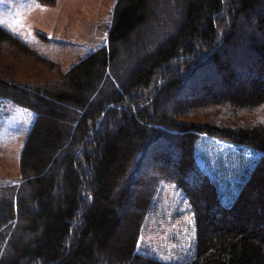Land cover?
<instances>
[{"label":"trees","instance_id":"1","mask_svg":"<svg viewBox=\"0 0 264 264\" xmlns=\"http://www.w3.org/2000/svg\"><path fill=\"white\" fill-rule=\"evenodd\" d=\"M262 5L118 0L108 45L66 72L0 26V98L35 114L21 153V182L0 186V264H264V49L254 38L262 60L251 91L175 113L171 107L188 88L214 97L201 83L212 65L231 88L238 75L218 51L243 40L239 21ZM257 21L264 32V16ZM24 63L29 72L20 76L17 66ZM41 66L54 74L43 75ZM203 135L260 153L229 204L198 162ZM165 146L182 152L177 172L158 169L161 176L142 181L147 190L135 196L130 181L140 180L148 158L167 163L154 151ZM164 183L183 193L193 216L196 247L188 261L138 252ZM127 205L134 213L125 217Z\"/></svg>","mask_w":264,"mask_h":264},{"label":"rangeland","instance_id":"2","mask_svg":"<svg viewBox=\"0 0 264 264\" xmlns=\"http://www.w3.org/2000/svg\"><path fill=\"white\" fill-rule=\"evenodd\" d=\"M117 1L56 0L53 4H44L38 0H0V21H3L0 26L57 63L60 71L66 72L93 51L108 45ZM261 16H264V0L263 5L256 8L248 19L239 21V35H244L243 40L239 39L232 48L219 47L218 53L222 59L230 60L238 75L231 88L220 82L222 72L217 74L212 65L210 77L207 76V80L201 83L212 87L214 97H205L201 90L196 94L188 88L174 95L172 112H177L179 107L196 102L202 104L213 98L220 102L227 101L228 96L241 88L252 90L253 83L261 77V54L252 49L255 39L256 45L264 49V32L259 30L257 21ZM134 52L131 49L129 53L132 56ZM27 66L28 63L17 66L20 76L22 73V76L28 74ZM41 68L37 71H42L43 75L49 72L54 74L47 66ZM201 83L198 82L197 90ZM34 121V113L0 98V186L21 182V153ZM170 143L174 141L170 140L167 145ZM154 151L166 156L167 163L161 159L146 160V165L148 163L150 167L142 170L143 174L135 186L130 181V191L135 196L147 190L146 183L141 184L142 181L150 182L152 177L161 176L158 169L164 168L168 173L177 172L182 154L180 149L165 146ZM196 156L199 164L218 185L223 201L229 204L252 171L260 153L246 146L203 135L196 145ZM200 207L204 214L206 204L200 202ZM131 213H134L133 205H127L124 216ZM195 247V225L183 193L175 185L161 184L145 220L138 252L162 262H184L192 259Z\"/></svg>","mask_w":264,"mask_h":264},{"label":"snow or ice","instance_id":"3","mask_svg":"<svg viewBox=\"0 0 264 264\" xmlns=\"http://www.w3.org/2000/svg\"><path fill=\"white\" fill-rule=\"evenodd\" d=\"M3 23V21H0V24H2Z\"/></svg>","mask_w":264,"mask_h":264}]
</instances>
